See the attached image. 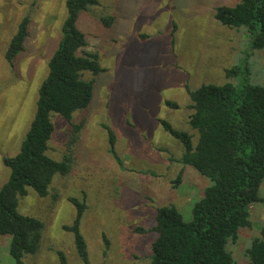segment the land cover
I'll list each match as a JSON object with an SVG mask.
<instances>
[{
	"label": "rangeland",
	"instance_id": "1",
	"mask_svg": "<svg viewBox=\"0 0 264 264\" xmlns=\"http://www.w3.org/2000/svg\"><path fill=\"white\" fill-rule=\"evenodd\" d=\"M65 1L0 0V188L9 177L2 159L18 152L33 118L47 62L60 38ZM97 1L80 14L77 25L85 50L99 56L103 72L83 74L93 83L92 102L73 115L70 125L52 116L47 154L55 161L67 159L70 168L65 176H54L45 198L28 189L19 200L18 213L44 226L39 250L25 256L24 264H60L58 253L66 264H83L72 234L63 230L75 218L71 198L86 205L80 233L90 264H149L156 209L173 205L188 222L209 185L193 168L173 162L183 148L160 121L187 131L195 142L186 87L221 85L227 81L225 70L234 66L247 68L248 83L264 85V50H250L245 29L223 27L213 17L216 7L238 0ZM25 16L28 36L11 69L4 52ZM107 18L112 21L105 25ZM107 128L115 135L121 165L109 153ZM259 194L264 198V181ZM248 211L251 228L228 245L237 264H249L245 251L264 226V204ZM9 243V236L0 235V264H15Z\"/></svg>",
	"mask_w": 264,
	"mask_h": 264
},
{
	"label": "trees",
	"instance_id": "2",
	"mask_svg": "<svg viewBox=\"0 0 264 264\" xmlns=\"http://www.w3.org/2000/svg\"><path fill=\"white\" fill-rule=\"evenodd\" d=\"M97 5V0L65 1L60 38L47 62L30 126L18 152L2 159L9 177L0 188V235L10 237L8 253L15 264H24L25 256L37 253L44 231L39 220L18 213L20 198L28 189L45 198L54 176L69 172L67 159L55 161L47 154L54 132L52 116L58 115L70 125L73 115L92 102L93 83L84 80L83 74L103 72L99 56L85 50L86 38L77 25L80 14ZM213 17L223 27L245 29L250 50H264V0H238L233 6H219ZM109 21L112 19L103 23L108 25ZM29 23V16L21 19L5 49L4 60L11 69L24 49ZM242 67L225 70L227 81L221 85L186 87L191 111L188 126L195 133V142L187 131L160 121L163 130L183 148L180 158L173 162L193 168L209 185L193 204L188 222L173 205L156 209L149 264H237L228 245L237 242L242 230L251 228L248 207L264 204L259 194L264 181V85L248 83L243 74L247 68L243 71ZM165 105L177 109L173 102L166 101ZM107 133L109 153L121 165L115 153V135L108 128ZM180 177L181 173L173 183ZM69 202L76 214L63 230L72 234L81 262L90 264L80 233L86 205L73 198ZM136 231L145 233L141 228ZM245 255L249 264H264V226ZM58 256L60 264H66L64 255Z\"/></svg>",
	"mask_w": 264,
	"mask_h": 264
}]
</instances>
